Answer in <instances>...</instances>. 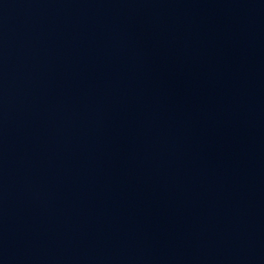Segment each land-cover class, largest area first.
Wrapping results in <instances>:
<instances>
[{
  "label": "water",
  "instance_id": "water-1",
  "mask_svg": "<svg viewBox=\"0 0 264 264\" xmlns=\"http://www.w3.org/2000/svg\"><path fill=\"white\" fill-rule=\"evenodd\" d=\"M0 264H264V0H0Z\"/></svg>",
  "mask_w": 264,
  "mask_h": 264
}]
</instances>
